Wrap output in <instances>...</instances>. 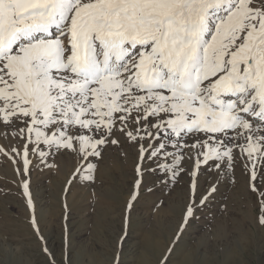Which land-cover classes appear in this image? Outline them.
<instances>
[{
	"label": "snow or ice",
	"instance_id": "6c2138e0",
	"mask_svg": "<svg viewBox=\"0 0 264 264\" xmlns=\"http://www.w3.org/2000/svg\"><path fill=\"white\" fill-rule=\"evenodd\" d=\"M0 114L86 155L105 143L95 133L130 120L152 139L215 134L218 146H190L207 149L197 168L230 163L232 147L264 161V0H0Z\"/></svg>",
	"mask_w": 264,
	"mask_h": 264
},
{
	"label": "rangeland",
	"instance_id": "374dc122",
	"mask_svg": "<svg viewBox=\"0 0 264 264\" xmlns=\"http://www.w3.org/2000/svg\"><path fill=\"white\" fill-rule=\"evenodd\" d=\"M117 125L124 131L95 133L105 143L99 155H86L78 144L36 143L26 121L0 123V264H264V170L255 168L253 180L255 161L232 147L224 174H215V161L195 167L207 149L190 147L217 146L214 134L152 139L145 132L154 128ZM43 240L49 251L38 244Z\"/></svg>",
	"mask_w": 264,
	"mask_h": 264
},
{
	"label": "bare ground",
	"instance_id": "6f19581e",
	"mask_svg": "<svg viewBox=\"0 0 264 264\" xmlns=\"http://www.w3.org/2000/svg\"><path fill=\"white\" fill-rule=\"evenodd\" d=\"M205 83H207V82H205ZM256 120V118L255 117H253V121H255ZM131 121L129 120V121H126V123H130ZM193 133H189L188 135H186V136H189V135H192ZM195 134V133H194ZM215 135V134H214ZM234 135H236V133L234 132V131H231V130H229V136H234ZM244 135H248V133L247 132H245L244 133ZM185 137V136H184ZM224 140L225 139H227L228 137H222ZM238 138H239V140H242L243 139V135H241V136H238ZM35 139V138H34ZM39 145V144H38ZM218 146V145H217ZM39 147V146H38ZM43 147V146H42ZM40 148V147H39ZM244 159H248V157H247V155L244 153ZM212 161H215V160H212ZM215 162H217V164L219 165V167H217L216 166V173L215 174H224V172H225V170L227 169V167L229 166V165H226L225 163V161H215ZM252 162V161H251ZM30 163V162H29ZM255 164L257 165V167H256V169L258 170V171H261V170H264V161H260V160H255ZM226 165V166H225ZM151 168V167H150ZM27 174V173H26ZM29 176V175H28ZM27 182H28V180H27ZM26 182V183H27ZM29 184V183H28ZM28 188H31V187H28ZM22 191V190H21ZM23 191H24V189H23ZM29 191V190H28ZM208 191V190H207ZM30 192V191H29ZM28 192V193H29ZM211 192V191H210ZM214 192V191H213ZM23 193V192H22ZM31 193V192H30ZM35 194V193H34ZM29 196H31L30 194H29ZM29 199V198H28ZM30 199H32V198H30ZM194 201V200H193ZM197 202V201H196ZM33 203V202H32ZM34 204V203H33ZM194 205V204H193ZM30 206V205H29ZM32 206V205H31ZM37 206V205H36ZM32 208H34V207H32ZM35 217V216H34ZM33 219V218H32ZM33 223V225H34V231H35V233L36 234H39L38 236H40V233H39V230H40V224L35 220L34 222H32ZM32 228V227H31ZM33 231V230H32ZM34 233V232H33ZM34 233V234H35ZM42 236V235H41ZM38 244H40L43 248L45 247V250L46 251H49V247H48V245H47V243H46V241L44 242V240H43V242L41 241V243H38ZM17 247V246H16ZM39 249V248H38ZM7 252V251H6ZM19 252V251H18ZM32 252V251H31ZM10 253V252H9ZM12 253V252H11ZM25 260V259H24ZM118 260V259H117ZM116 260V261H117ZM53 262V261H52ZM56 262V261H55ZM118 262V261H117ZM118 264V263H117ZM120 264V263H119Z\"/></svg>",
	"mask_w": 264,
	"mask_h": 264
}]
</instances>
